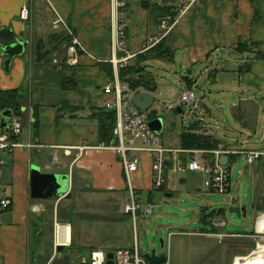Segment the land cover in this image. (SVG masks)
<instances>
[{
	"label": "crops",
	"instance_id": "obj_1",
	"mask_svg": "<svg viewBox=\"0 0 264 264\" xmlns=\"http://www.w3.org/2000/svg\"><path fill=\"white\" fill-rule=\"evenodd\" d=\"M123 1L125 7L119 14L115 0H0V48L6 45L1 34L4 28L12 30L15 39L25 43L24 51L12 59L8 70L4 68L6 56L0 50V89L19 91L16 98L19 109L14 108L17 113L12 108L6 109H11L13 116L19 113L24 119L22 133L12 137L21 145L12 150L0 149V199L11 200L9 207L0 209V264H48L56 256L60 244L65 245L62 256L69 257L68 264L74 253H78L80 264H89L96 250L108 253L138 248L140 252L136 236L131 245L132 233L127 222L133 218L136 224L139 214L143 213L134 216L126 211L131 201L130 185L144 203L152 206L156 191L171 198L181 183L190 182L194 185L192 190L196 188L201 195L215 193L205 186L206 175L202 172H187L184 178L182 171L170 173L165 187L157 188L154 156L150 152L131 155V158H141L142 165L129 180L121 156L111 148L100 147L102 143L116 140L114 131L109 143L99 138L97 113L103 108L113 110L117 123L116 110L105 106L113 97L105 92V87L117 77L121 83L129 84L121 77L123 67L116 69L112 63L115 55H122L115 46L117 19L125 20V47L135 54L130 65L137 64L138 55L147 53L155 45L151 46L161 32L160 14L154 6H147L140 0ZM25 6L29 10L26 19L21 17ZM164 39L174 52L173 61L176 62L177 54L182 52L184 66L205 68L209 77L206 82L212 86L211 94L215 93L218 98L214 103L216 110L222 108L223 111L221 100L229 99L227 106L233 112V119L245 130L231 126L235 134L230 136L232 144H228L224 140L227 136L223 131L225 125L221 127L219 116H216V134L203 120L193 122L189 131L211 136L218 141L217 147L223 144L228 149L264 150V0H196L177 18ZM74 40H78V53L69 60L68 49ZM240 40L257 42L255 50L239 51ZM42 53L45 55L40 60L38 57ZM252 59L251 69L241 72V67ZM148 60L140 63L146 64ZM107 68L112 70L110 74ZM203 72L201 70L200 75L192 79L200 89L205 88L204 84L199 85ZM72 75L76 78H70ZM188 78L186 87L192 82ZM69 79L76 83L72 88L64 87L63 81L69 83ZM139 91L154 94L155 90L141 88ZM153 105L147 110L152 120L161 117L153 111ZM177 106L169 107L177 111ZM36 107L39 128L32 123ZM4 110H0V115ZM161 135L163 137V133ZM180 142L179 146H171L163 138L166 147H183L181 135ZM79 146L86 148L80 151ZM217 147L192 149L214 150ZM240 155L245 156L244 153L224 155L229 160L223 164L230 167ZM179 156L186 159L184 154ZM207 158L210 159L211 154ZM258 162L264 164V159ZM33 164L39 165L42 172L68 174L72 196L32 198ZM196 180L199 183H195ZM263 181L264 178L259 180L257 191L261 189L262 199H258L264 201ZM124 191L130 193L129 202L120 208V197L115 193ZM145 193L149 194L148 202L143 199ZM93 197H96L94 204L91 203ZM254 205L260 207L258 212L264 211L262 205ZM62 226L70 227V240L60 239ZM223 227L215 226L214 231L203 233L218 236L222 242L225 236L253 241L247 233H228L220 230ZM171 232L168 243L173 235L195 234L180 230ZM232 249L230 246L228 251ZM238 253L234 261L240 256Z\"/></svg>",
	"mask_w": 264,
	"mask_h": 264
},
{
	"label": "rangeland",
	"instance_id": "obj_2",
	"mask_svg": "<svg viewBox=\"0 0 264 264\" xmlns=\"http://www.w3.org/2000/svg\"><path fill=\"white\" fill-rule=\"evenodd\" d=\"M183 57L184 55L180 52L177 54L176 62L168 59H152L148 60L147 65L145 64L146 70L155 77L156 89L154 95L156 100L152 109L164 120L163 138L165 143L171 146H179L181 133L190 128L193 122H199L200 120H203L205 125L216 134L217 128L214 125V123L216 124L214 118L219 116L221 122L219 124H221V127L225 125L223 131L227 134L224 140L228 144H232L230 136H233L235 131L234 128L231 129V126L238 127L240 131L245 130H243L240 123L235 122L233 119V112L229 109V105L227 106L229 99H222L223 111L222 108L217 111L214 103L218 98L215 93L211 94L212 86L210 82H206L207 78L209 79L208 72H205L203 66L199 68L184 66L182 64V62L185 63ZM201 70L204 72L201 75L202 81H199V85L204 84L205 88L200 89L195 85L192 88L186 87L187 77L195 79V76L200 75ZM138 87V89L143 88L142 86ZM187 89L195 91L197 104L185 103L182 106L183 112L178 113L175 108H170L167 102L174 101ZM212 124L213 126H211ZM259 133H262V131L259 130ZM181 174H184L181 176L184 178L187 172ZM230 175L232 187L231 191L226 194L201 195L196 188L192 190L194 185L190 182L186 185L181 183L177 192L171 198L156 191L152 199L153 212L139 214L136 224L133 218L127 222L132 233L131 245L134 244L133 239L136 236L142 255L155 249L158 255L166 254L168 256L167 262L163 264H234L236 262V260L234 261L235 253L239 252L240 254L237 255L243 257L256 250L257 242L255 240L234 239L225 236L222 237V242L218 236L213 237L203 233L204 231L212 232L215 230L213 225L215 219L226 220V225L220 229L222 231L247 234L254 232L258 210L253 205L255 203L260 204L264 209V201L259 200L262 199L260 197L262 191L261 189L257 191V184H261L259 180L264 178V164L256 162L250 165L246 157L240 155L232 161ZM195 183H199V180H196ZM115 195L120 197L118 201L121 203L120 208L124 207V203L129 202L130 193L127 191L117 192ZM148 197L149 194L145 193L143 199L148 202ZM95 198H91V203L94 204ZM233 201L235 202L233 203ZM235 203L236 205L246 206L247 213L245 216L239 217L236 213L230 212V207ZM60 210L62 212V205ZM177 230L195 232V234L173 235L170 243H168L169 232ZM162 241L164 242L163 247ZM230 246L233 249L228 251ZM261 247H263V244ZM249 248H251L250 251ZM77 254H73L71 264H80L81 259L77 258ZM83 255L86 256V253Z\"/></svg>",
	"mask_w": 264,
	"mask_h": 264
},
{
	"label": "built area",
	"instance_id": "obj_3",
	"mask_svg": "<svg viewBox=\"0 0 264 264\" xmlns=\"http://www.w3.org/2000/svg\"><path fill=\"white\" fill-rule=\"evenodd\" d=\"M143 3L157 4L168 8L169 12L160 18V36L155 39L151 46L158 43L164 38L174 26L177 18L181 16L187 8L196 0H140ZM116 10L119 13L121 8L125 7L123 0H115ZM120 14V13H119ZM29 10L25 6L22 10L21 17L28 18ZM121 16V15H119ZM126 23L120 17L117 19L115 31V46L117 51L122 52L121 56L115 55L112 63L116 69L127 67L130 60L135 56L126 49ZM78 40H74L72 46L68 49L69 60H73L78 53ZM150 47V46H149ZM147 47L146 49H148ZM105 92L113 94L111 100L105 102L108 109H114L117 112V123L114 130L116 140L110 144L102 143L100 147L111 148L115 150L122 159L128 178L131 174L138 172L142 165L141 158L131 155L135 152H150L154 156V180L157 188H164L170 173L182 172H202L206 175L205 186L212 189L215 193L226 194L231 189L230 167L221 162L224 155L244 153L248 164H254L260 159H264V150H236L228 149L225 145H219L214 150L187 149L183 147H166L163 143L161 134L151 128V115L149 111L141 110L135 103L134 97L138 89H133L129 84L121 83L119 78L109 83L105 87ZM197 98L193 89H187L182 95L169 103L170 107L177 105L183 106L185 103L197 104ZM24 119L21 115L13 116L12 127L9 131L0 136V149H10L21 145L13 141L12 137H17L22 133ZM86 146H79L78 149L83 151ZM184 154L186 159L179 155ZM211 154V158L207 156ZM0 167V176L2 174ZM131 188V201L127 204L126 211L137 216L138 213H152L153 206L139 198L133 188ZM11 204L9 198L0 199V209L7 208ZM256 231V233H255ZM177 233V232H171ZM257 242V248L249 257H264V211L258 216L254 232L247 234ZM263 244V250L260 247ZM114 264H150L147 258L139 252L138 248L131 250H117L114 252ZM107 252L96 250L92 253L89 264H107ZM48 264H51L49 262Z\"/></svg>",
	"mask_w": 264,
	"mask_h": 264
},
{
	"label": "trees",
	"instance_id": "obj_4",
	"mask_svg": "<svg viewBox=\"0 0 264 264\" xmlns=\"http://www.w3.org/2000/svg\"><path fill=\"white\" fill-rule=\"evenodd\" d=\"M147 6H154L155 9H157L160 14V18L167 14L169 12L168 8L159 6L157 4H151V3H145ZM2 34V42L5 44L14 42L15 36L12 32V30L9 29H3L1 31ZM8 37V39H5V37ZM71 39V37H70ZM257 42L255 41H243L240 40L238 44V50L241 52H247V51H254L256 48ZM256 55H259L257 51H255ZM44 53L40 54L38 59L44 58ZM261 56V55H259ZM138 63L135 65H128L127 67L121 68L120 71L121 77L123 80L128 81L129 85L133 89H138V86H142L144 89L152 90L154 91L156 89L155 84V78L152 76L150 72L146 70V65L141 64L140 62L146 61L148 59L154 58V59H168L173 60L174 58V52L173 50L167 45L164 38H162L158 43H156L154 46L149 48L147 50V53L138 55ZM253 59L250 62H247L245 65L241 67V72L249 71L251 69V63ZM107 71L109 74L112 72L110 68H107ZM135 75H138L136 77ZM70 78L75 79V75ZM73 79H69V83L67 81H63L64 87L72 88L75 86V82H73ZM187 79H189L187 77ZM192 82L189 83V87H193L194 82L192 79H190ZM19 91L16 90H2L0 89V110H4L6 108H12L14 110V113H17V110L19 109L16 104V98L18 97ZM15 108V109H14ZM19 114V113H18ZM96 118L99 120V138L101 141H105L109 143L112 138H114V127L116 123V113L113 110H107L106 108H103L99 113L96 114ZM33 125L36 128H39V112L38 108H34L33 110ZM189 129H186L182 134V146L187 149L192 148H215L218 145V141L212 138L211 136H204L199 135L197 133H192L189 131Z\"/></svg>",
	"mask_w": 264,
	"mask_h": 264
},
{
	"label": "water",
	"instance_id": "obj_5",
	"mask_svg": "<svg viewBox=\"0 0 264 264\" xmlns=\"http://www.w3.org/2000/svg\"><path fill=\"white\" fill-rule=\"evenodd\" d=\"M25 43L16 40L11 44H6L0 48L1 53L6 56L4 60V68L9 69L12 59L21 54L24 51ZM156 97L153 93L149 91H139L134 97V103L143 111L149 110L152 105L155 103ZM177 111L179 113L183 112L181 105L177 106ZM13 112L11 109L4 110L0 115V136L3 135L6 131H9L12 127ZM150 126L159 134L163 133L164 120L162 117L153 119L150 122ZM229 158L224 156L221 158V162L224 164L228 163ZM70 176L68 174H59V173H46L42 172L39 165L33 164L31 167V196L36 199L44 198H60L63 195L66 197H71L70 190ZM235 201H233L234 203ZM255 206V205H253ZM257 209H260L258 206ZM230 212L236 213L239 217L246 215L247 209L246 206H240L233 204L230 207ZM259 215L263 214L262 210H259ZM224 219H215L213 222L214 226L225 225ZM164 243L162 241V247ZM65 249V245L60 244L56 248V256L51 261V264H68L69 257L62 256V252ZM108 261L107 264H114V252L107 253ZM145 257L151 264H160L167 261L168 257L166 254L158 255L156 250L153 249L151 252L145 253Z\"/></svg>",
	"mask_w": 264,
	"mask_h": 264
},
{
	"label": "bare ground",
	"instance_id": "obj_6",
	"mask_svg": "<svg viewBox=\"0 0 264 264\" xmlns=\"http://www.w3.org/2000/svg\"><path fill=\"white\" fill-rule=\"evenodd\" d=\"M61 237L60 239H67L70 240L71 238V229L69 226H62L61 231H60ZM260 250H263V247H260ZM234 264H264V257L263 256H254V257H249V256H238L236 259V262Z\"/></svg>",
	"mask_w": 264,
	"mask_h": 264
}]
</instances>
